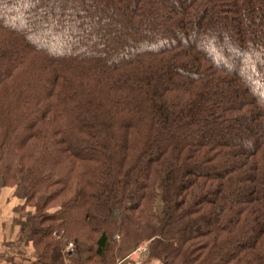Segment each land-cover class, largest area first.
Returning a JSON list of instances; mask_svg holds the SVG:
<instances>
[{
    "label": "trees",
    "instance_id": "16d2710c",
    "mask_svg": "<svg viewBox=\"0 0 264 264\" xmlns=\"http://www.w3.org/2000/svg\"><path fill=\"white\" fill-rule=\"evenodd\" d=\"M0 178L41 260L264 264V0H0Z\"/></svg>",
    "mask_w": 264,
    "mask_h": 264
},
{
    "label": "crops",
    "instance_id": "0c3cea01",
    "mask_svg": "<svg viewBox=\"0 0 264 264\" xmlns=\"http://www.w3.org/2000/svg\"><path fill=\"white\" fill-rule=\"evenodd\" d=\"M52 214L59 224L64 220L63 213ZM43 218L44 214L34 206L25 204L24 188L13 193L4 187L0 178V264H96L87 259L84 246L75 247L71 254L55 249L48 260H41L33 248V240L34 234L42 231L39 225ZM135 250L121 254L113 263L100 264H163L160 260H147L146 254L133 255Z\"/></svg>",
    "mask_w": 264,
    "mask_h": 264
},
{
    "label": "rangeland",
    "instance_id": "374dc122",
    "mask_svg": "<svg viewBox=\"0 0 264 264\" xmlns=\"http://www.w3.org/2000/svg\"><path fill=\"white\" fill-rule=\"evenodd\" d=\"M43 197H39L38 198V200H37V202H39L40 203V201H43ZM134 203V191H132L130 194H129V196H128V198H127V201H126V207L127 208H129L132 204ZM118 236H119V238H121L120 239V241L117 239V245L119 246V245H121L122 244V238H123V236L122 235H120V234H118ZM136 236V235H135ZM71 243H73V244H75L73 241L71 242ZM141 245H148V242H142V243H140L138 246H141ZM137 246V247H138ZM136 247V248H137ZM74 248H75V246H74ZM76 250V248L75 249H73V251H75ZM121 254V253H120ZM118 252H116V251H114V253L112 252V254H111V252H110V254H109V256L110 257H108L109 259H110V261H112V257L114 258L113 259V261L117 258V257H119V255H120ZM121 256V255H120ZM110 261H107L106 260V263H109Z\"/></svg>",
    "mask_w": 264,
    "mask_h": 264
},
{
    "label": "built area",
    "instance_id": "2783aa9c",
    "mask_svg": "<svg viewBox=\"0 0 264 264\" xmlns=\"http://www.w3.org/2000/svg\"><path fill=\"white\" fill-rule=\"evenodd\" d=\"M74 246L75 245L73 243L69 242V243L66 244V246H65L63 251L65 253L71 254L73 252V249H75ZM145 253H147V245H141L138 248H136V250L132 254L133 255H135V254L136 255H141V254H145Z\"/></svg>",
    "mask_w": 264,
    "mask_h": 264
}]
</instances>
